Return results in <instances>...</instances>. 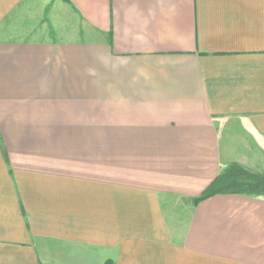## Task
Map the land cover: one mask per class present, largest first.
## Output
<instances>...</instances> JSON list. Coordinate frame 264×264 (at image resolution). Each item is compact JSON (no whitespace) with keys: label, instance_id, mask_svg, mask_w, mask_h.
<instances>
[{"label":"crops","instance_id":"1","mask_svg":"<svg viewBox=\"0 0 264 264\" xmlns=\"http://www.w3.org/2000/svg\"><path fill=\"white\" fill-rule=\"evenodd\" d=\"M264 0H0V264H264Z\"/></svg>","mask_w":264,"mask_h":264},{"label":"trees","instance_id":"2","mask_svg":"<svg viewBox=\"0 0 264 264\" xmlns=\"http://www.w3.org/2000/svg\"><path fill=\"white\" fill-rule=\"evenodd\" d=\"M216 195H237L248 198H264V171L253 173L238 164H231L221 171L196 198L191 200L192 205ZM104 264H113L106 261Z\"/></svg>","mask_w":264,"mask_h":264},{"label":"rangeland","instance_id":"3","mask_svg":"<svg viewBox=\"0 0 264 264\" xmlns=\"http://www.w3.org/2000/svg\"><path fill=\"white\" fill-rule=\"evenodd\" d=\"M239 165V164H238ZM241 166V165H240ZM243 168H245L246 170L250 171V172H253V173H262L264 171V161L262 164L256 166V167H253V168H247L245 166H241Z\"/></svg>","mask_w":264,"mask_h":264}]
</instances>
